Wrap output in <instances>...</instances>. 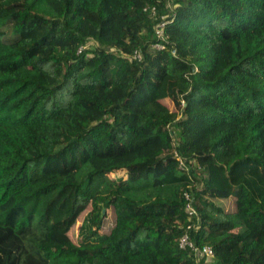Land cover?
Segmentation results:
<instances>
[{"label":"trees","instance_id":"trees-1","mask_svg":"<svg viewBox=\"0 0 264 264\" xmlns=\"http://www.w3.org/2000/svg\"><path fill=\"white\" fill-rule=\"evenodd\" d=\"M186 232L264 264V0H0V264H196Z\"/></svg>","mask_w":264,"mask_h":264},{"label":"built area","instance_id":"built-area-1","mask_svg":"<svg viewBox=\"0 0 264 264\" xmlns=\"http://www.w3.org/2000/svg\"><path fill=\"white\" fill-rule=\"evenodd\" d=\"M165 25V22H162L158 25V29H157V34L158 36H162V32H163V27ZM154 48H158L161 49L162 47L160 45H154ZM133 59H140V55L138 53H135L133 56ZM186 197L188 198V196L186 195ZM186 213L189 216H192L195 214L194 210L192 209V207L187 204L186 206ZM190 228V226L188 227V229ZM179 247L181 249L184 250H189L191 253L194 254L195 260H196V264H200V260L203 258L205 263H211L212 259H213V250L209 247V246H204L202 248H198L196 247L189 239L188 233H184L180 239H179V243H178Z\"/></svg>","mask_w":264,"mask_h":264},{"label":"rangeland","instance_id":"rangeland-1","mask_svg":"<svg viewBox=\"0 0 264 264\" xmlns=\"http://www.w3.org/2000/svg\"><path fill=\"white\" fill-rule=\"evenodd\" d=\"M92 46V45H89V47ZM112 177V176H111Z\"/></svg>","mask_w":264,"mask_h":264}]
</instances>
